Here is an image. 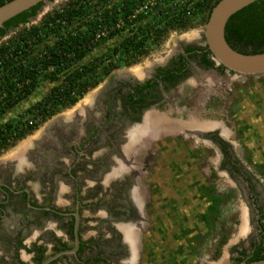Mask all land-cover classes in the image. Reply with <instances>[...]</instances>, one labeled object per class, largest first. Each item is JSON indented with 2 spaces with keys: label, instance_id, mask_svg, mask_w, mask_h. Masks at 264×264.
I'll list each match as a JSON object with an SVG mask.
<instances>
[{
  "label": "flooded vegetation",
  "instance_id": "1",
  "mask_svg": "<svg viewBox=\"0 0 264 264\" xmlns=\"http://www.w3.org/2000/svg\"><path fill=\"white\" fill-rule=\"evenodd\" d=\"M205 45L202 37L201 42L175 48L163 64L143 67L140 76L130 71L119 75L110 92L97 91L92 105L83 106L82 116L57 117L45 128L42 141L31 138L29 148L24 142L0 160V264H40L74 249L76 238L74 252L47 264H193L201 241L193 224L197 222H184L186 209L196 215L200 211L197 218L204 233L212 236L214 259L224 248L229 252L223 264L264 255V162H257L252 171L236 154L239 144L229 138L233 128L223 120H200L186 108L193 94H184L182 88L193 76L209 90L211 84L223 89L227 77L238 75L216 64L211 53L203 56ZM210 73L220 80L207 78ZM166 74L177 80H165ZM119 94L122 112L116 102ZM84 128L93 135L82 136ZM235 131L239 135L240 129ZM168 135L187 140L189 166L206 174L199 178L197 170L191 177L194 207H188L187 198L165 201L159 186L155 191L158 182L150 180L153 158L160 148L166 150ZM96 144L98 148L92 146ZM209 151L215 156L207 159ZM41 178L46 180L43 192L38 188ZM237 202L239 211L229 227L236 211L230 206ZM165 208L173 222L160 214ZM184 239L189 240L185 248L156 247L157 241Z\"/></svg>",
  "mask_w": 264,
  "mask_h": 264
},
{
  "label": "trees",
  "instance_id": "2",
  "mask_svg": "<svg viewBox=\"0 0 264 264\" xmlns=\"http://www.w3.org/2000/svg\"><path fill=\"white\" fill-rule=\"evenodd\" d=\"M8 1L0 0V6ZM218 1L69 0L47 13L41 24L24 28L0 44V119L43 83L51 84L20 116L0 121V153L46 119L73 106L113 69L134 64L169 31L190 28L197 20L205 23ZM41 5L5 21L0 26V38L27 23ZM116 36L120 37L116 44L89 57ZM225 39L238 52H264V0L230 16ZM203 49V56L210 53L206 45ZM164 79L177 80L169 74ZM262 258L264 255H259L246 262Z\"/></svg>",
  "mask_w": 264,
  "mask_h": 264
},
{
  "label": "rangeland",
  "instance_id": "3",
  "mask_svg": "<svg viewBox=\"0 0 264 264\" xmlns=\"http://www.w3.org/2000/svg\"><path fill=\"white\" fill-rule=\"evenodd\" d=\"M69 0H52L46 3H42L36 15L33 16L31 19L27 21L25 24L19 25L17 28L10 29L4 37L0 39V44L8 42L10 39L16 37L24 28H28L33 25L41 24L43 18L47 13L52 12L54 9L60 8ZM203 29H204V22L202 20H197L194 22L193 26L184 30H172L169 31L164 38L162 39L161 43L158 45L153 46L150 48L148 53L145 56L140 57L134 64L130 66L119 67L113 69L107 76H105L94 88L88 90L83 97L78 101V103L74 106H70L68 108L62 109L50 118L43 121L35 130H33L30 134L26 135L22 139L15 141L13 144L9 145L0 153V160L6 158L11 151L15 149V147H19L24 142L29 141L33 136L39 134L40 131L45 129L47 125L59 116H65L71 111L75 110L78 106H81V103H84V106H91L93 102H89L85 100L87 97L89 98L95 92H99L101 90L102 93L110 92L112 86L116 85L119 80V75L121 74H128V71L132 70H141L143 67L149 69L150 66H154L157 64H163L171 55L175 53V48L178 49L183 44H190L201 42L203 37ZM120 40L119 36L114 37L113 39L109 40L104 46L97 48L96 52H93L89 57L92 58L94 55L101 53L104 51L109 45L116 44ZM130 75V74H128ZM207 78H212L213 80H220L219 77L212 75L211 73L206 75ZM191 78V77H190ZM193 79L190 85L184 84L182 90L185 94L189 92L193 94L192 99L187 100L186 108L189 109L191 114L197 116L200 120H207V121H216L223 120L225 122V126L229 128H233L234 135L229 136V138L233 141H237L239 146L236 149V154L240 157H244L247 161V164L251 166V170L254 171L256 163L259 161L264 162V73L258 75H234L227 77V80L224 82V88H218L216 85H210L209 90L206 87L201 85L200 83L196 82V78L194 76L191 78ZM210 80V79H209ZM207 82V81H206ZM210 83V82H208ZM216 82H213V84ZM113 86V87H114ZM51 87V84L43 83L39 90H37L33 95L29 98L25 99L22 103L10 108L0 119V121H6L8 119L20 116L22 112L25 111L26 108L31 106V103L38 97H42ZM216 87V88H215ZM97 92V94H98ZM109 96V95H108ZM122 96L123 94H119L118 98H116L117 107L119 111H124L123 103H122ZM106 98V97H105ZM84 101V102H83ZM193 105V106H192ZM88 107V109H89ZM121 111V112H122ZM100 121V119H98ZM54 128H52L53 130ZM236 129H240L239 135H236ZM52 133H55L52 131ZM93 132L90 129H85L82 136L91 137ZM53 139L55 138L54 134H51ZM139 136L133 135V139L138 138ZM165 137V136H164ZM179 137L176 135H168L164 139L165 142V151L160 152L161 148L157 152V155L153 158L154 165L151 168V178L153 183L155 181L158 182L157 186L155 187V191L158 189L164 191V199L173 198L179 203V201H184L186 198L188 207H194V196L191 192L194 190L191 189L193 182L191 177H193L194 172L199 170L198 175L199 178L205 176V172L202 171L201 168H192L189 166L188 161H190L191 153L189 150H186V143L187 140L182 139L178 140ZM104 143V142H103ZM103 143L100 146H103ZM134 143V142H133ZM161 143V142H157ZM180 143L181 148H178V144ZM188 143V142H187ZM92 144V143H91ZM262 145V146H259ZM58 149H62L63 147L60 146V143H56ZM162 145V144H161ZM96 147V145H92ZM261 147V149H256ZM98 148V146H97ZM201 146H199V149ZM197 151H200V150ZM92 150V149H91ZM90 150V151H91ZM154 151V146L151 147V151ZM213 158L215 155L214 152H210L208 154V158ZM204 154L201 159L203 161L205 159ZM214 155V156H213ZM211 159V158H210ZM207 166V162H203L202 168L205 170ZM43 170V169H42ZM182 171V174L179 176V172ZM44 173V170L43 172ZM41 173V175H42ZM201 173V175H200ZM44 176V174H43ZM184 176V177H183ZM202 180V179H201ZM204 181V180H202ZM152 183V182H151ZM46 184L45 178H41L38 183V188L43 192L44 187ZM155 184V183H154ZM264 185V184H263ZM186 195V197H185ZM192 195V196H191ZM192 197V199L190 198ZM198 202L199 197H198ZM167 206V202H165ZM233 203V201H231ZM235 203V202H234ZM238 207L240 205L238 202L235 206H230V209H236L233 215L230 217V224L231 226V219H233L238 214L239 211ZM194 209V208H191ZM160 214L165 213V220L166 222L170 223L173 222L172 216L168 215V210H159ZM186 212L189 213L188 218L184 220L186 224L192 221H196L197 224L196 232L200 236L201 245L197 243V253L194 256L193 262L196 264H223L221 262L222 258L227 254L229 250L224 248L221 250V254L219 258L214 259L212 257L211 252V241L212 236L206 235L204 233V227L199 223L198 216L199 210H196V214L191 213L190 210ZM218 233V231L216 232ZM232 233H236L231 232ZM191 237V241H192ZM168 240V239H167ZM166 240V241H167ZM164 242L157 244L156 247H160V249H167L168 247L172 250L176 247H179V244L185 248V241H189L188 239L181 240V243L176 241L171 242ZM231 244L230 248L232 249ZM153 248V246L151 247ZM229 254V253H228ZM190 259V258H189ZM192 262V258H191ZM193 263V264H194Z\"/></svg>",
  "mask_w": 264,
  "mask_h": 264
},
{
  "label": "water",
  "instance_id": "4",
  "mask_svg": "<svg viewBox=\"0 0 264 264\" xmlns=\"http://www.w3.org/2000/svg\"><path fill=\"white\" fill-rule=\"evenodd\" d=\"M48 1L49 0H10L4 3L0 6V26L5 21L28 10L38 3H46ZM255 1L257 0H219L212 8L207 21L204 23V43L210 51L213 60L216 64L238 75H258L264 73V52L244 54L234 50L225 39V26L230 16ZM77 243L76 238L74 249L50 256L40 264H47L63 253L74 252L77 248ZM240 264H264V258L252 260L250 262H242Z\"/></svg>",
  "mask_w": 264,
  "mask_h": 264
},
{
  "label": "bare ground",
  "instance_id": "5",
  "mask_svg": "<svg viewBox=\"0 0 264 264\" xmlns=\"http://www.w3.org/2000/svg\"><path fill=\"white\" fill-rule=\"evenodd\" d=\"M131 73L132 74H135V75H137V76H140V74H141V70H132L131 71ZM123 75H128V74H123ZM94 94H96V92L95 93H93L92 95H90L89 96V98L87 97L85 100H88L89 102H91L92 101V98H93V95ZM84 102V101H83ZM84 103H81V106H77L76 108H75V111L73 110V111H71L70 113H68L67 115H65V117H67V118H70V119H73L72 117H77V116H82V114L85 112V109H84ZM75 114H77V116H75ZM61 116H59V118H60ZM62 117H64V116H62ZM56 119H58V118H56ZM56 119H54L53 120V122H55L56 121ZM62 119V118H61ZM64 120V119H63ZM66 120V119H65ZM68 120V119H67ZM44 130L45 129H43L42 131H40L39 132V134L37 133V135H35V136H33L32 137V139H33V141H35V142H40V141H42V139H43V134H44ZM45 138V137H44ZM29 140H31V139H29ZM44 142V141H43ZM30 142L28 141V142H25V145H27V144H29ZM28 146V145H27ZM28 148H29V146H28ZM14 153V152H13ZM17 153V152H16ZM18 153H21V151L20 150H18Z\"/></svg>",
  "mask_w": 264,
  "mask_h": 264
},
{
  "label": "built area",
  "instance_id": "6",
  "mask_svg": "<svg viewBox=\"0 0 264 264\" xmlns=\"http://www.w3.org/2000/svg\"><path fill=\"white\" fill-rule=\"evenodd\" d=\"M99 35H97V37H98Z\"/></svg>",
  "mask_w": 264,
  "mask_h": 264
}]
</instances>
